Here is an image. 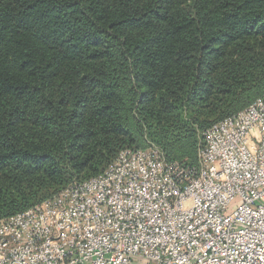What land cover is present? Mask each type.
I'll return each instance as SVG.
<instances>
[{
    "label": "trees",
    "instance_id": "obj_1",
    "mask_svg": "<svg viewBox=\"0 0 264 264\" xmlns=\"http://www.w3.org/2000/svg\"><path fill=\"white\" fill-rule=\"evenodd\" d=\"M263 80L264 0H0V217L147 147L139 130L186 143Z\"/></svg>",
    "mask_w": 264,
    "mask_h": 264
},
{
    "label": "built area",
    "instance_id": "obj_2",
    "mask_svg": "<svg viewBox=\"0 0 264 264\" xmlns=\"http://www.w3.org/2000/svg\"><path fill=\"white\" fill-rule=\"evenodd\" d=\"M0 264H264V92L203 130L195 163L124 148L0 217Z\"/></svg>",
    "mask_w": 264,
    "mask_h": 264
},
{
    "label": "rangeland",
    "instance_id": "obj_3",
    "mask_svg": "<svg viewBox=\"0 0 264 264\" xmlns=\"http://www.w3.org/2000/svg\"><path fill=\"white\" fill-rule=\"evenodd\" d=\"M262 85H264V80L262 81ZM19 103L25 107V111L30 110V106H28L26 99H21ZM204 126H201L199 124L193 125L194 133H195L193 139L192 138L188 139L186 143H179L180 145L177 146L176 148H174L171 145L161 144L158 141H155L153 139L155 137L153 134L151 136L149 133L147 134L145 130L142 133H141V130H139L137 133V141L133 144V146L135 145L151 146L152 145V146L158 147L161 150H164V151L167 150L166 151L167 154H170L171 156L175 158L192 160L197 152L198 145L201 139V135L204 130L203 129ZM179 127H180V123L179 121H176L175 131L172 133L173 137L177 136V130H179ZM78 178H81V177H78ZM78 178L73 177L70 182L75 181ZM70 182L66 183L65 185L69 184ZM65 185L61 186L60 188L64 187Z\"/></svg>",
    "mask_w": 264,
    "mask_h": 264
}]
</instances>
